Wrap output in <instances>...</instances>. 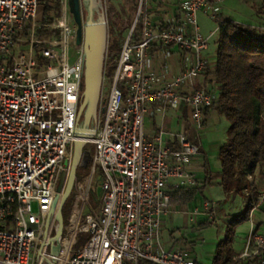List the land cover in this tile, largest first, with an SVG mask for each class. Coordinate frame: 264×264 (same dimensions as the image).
Returning <instances> with one entry per match:
<instances>
[{"label":"built area","instance_id":"built-area-1","mask_svg":"<svg viewBox=\"0 0 264 264\" xmlns=\"http://www.w3.org/2000/svg\"><path fill=\"white\" fill-rule=\"evenodd\" d=\"M137 1L114 70L104 68L96 132L87 142L90 179L76 189L60 240L61 264H196L183 243L164 238V221L170 188L194 183L188 164L201 145L185 132L165 129L163 119L169 108L184 105L194 130L204 128V112L217 92L196 86L209 65L203 54L212 37L201 34L198 13L218 21L222 0H181L182 15L172 19H151L148 0ZM39 4L0 0V264H38L39 251L57 229L52 223L44 238L58 179L69 170L77 139L84 63L69 0H59L60 12L48 23L37 20ZM41 28L51 35L40 38ZM174 50L184 66L170 75ZM154 106L162 122L149 136L145 120ZM95 175L100 200L87 212ZM262 205L264 190L253 197L250 212ZM215 210L216 203L205 200L192 213L212 217ZM83 233L86 243L75 250ZM251 255L264 264V233L254 229L242 257Z\"/></svg>","mask_w":264,"mask_h":264},{"label":"trees","instance_id":"trees-1","mask_svg":"<svg viewBox=\"0 0 264 264\" xmlns=\"http://www.w3.org/2000/svg\"><path fill=\"white\" fill-rule=\"evenodd\" d=\"M39 2L44 5L43 23L50 22L59 14V0ZM218 22L220 34L216 41V53L206 69L204 88L208 89L206 84L213 82L217 99L204 115L206 119L211 111H216L229 122L219 159L221 185L225 193H230L242 191L248 184L246 174L264 163V28L239 24L228 17H220ZM37 35L44 38L50 36L51 31L41 28ZM120 47L118 38L109 42L107 56L110 62H105V66L110 72L113 71ZM79 184L77 173L74 191ZM206 184L207 180L202 183L197 181L192 187L176 189L171 193V203L183 206L193 202L197 196H203ZM90 194L93 195V185ZM66 207L67 204L63 209L64 225L70 216ZM91 209H87V212H91ZM247 219L248 212L231 221L227 227V237L217 247L213 264H236L231 235L237 224ZM210 224L212 221L200 225L206 227ZM54 234L55 230L51 236ZM49 251L50 247L47 248L46 257Z\"/></svg>","mask_w":264,"mask_h":264},{"label":"crops","instance_id":"crops-1","mask_svg":"<svg viewBox=\"0 0 264 264\" xmlns=\"http://www.w3.org/2000/svg\"><path fill=\"white\" fill-rule=\"evenodd\" d=\"M147 11L151 19H172L174 17L180 18L182 15L181 0H148ZM214 56L215 54H213L212 50L208 48L205 57L208 59L209 63L213 61ZM162 62L165 63L163 60ZM183 66L184 63L180 59L178 52L174 50L172 57L169 59V74L173 75L181 71ZM205 76L206 72H204L197 79L196 86L198 88H205ZM206 85V87L211 85L214 87V89H216L213 82L207 83ZM152 111L153 113L147 116L145 120V129L149 136H153L157 132L158 127L162 122L161 113L156 106H154ZM215 112L216 111L210 112L209 116L205 119L204 127L207 126L210 116ZM163 124L165 129L169 131L187 133L189 137L196 140V142L201 145V152L193 157L188 164L189 171L194 175V183L184 187H192L197 181L202 183L204 180H207L206 185L209 183L212 185L217 184L222 188L220 178L221 164L219 159V150L224 141L222 143L207 141L202 144L201 140L198 139L201 130L198 133L194 130L189 109L184 105L178 110L169 108L163 119ZM210 150L213 151V153H210ZM211 158L215 161V164L212 162ZM245 179L248 184L240 192L225 193L222 188L221 200L217 202L215 214L212 217L207 215L195 216L192 213L194 207L200 206L201 203L207 199L205 197L201 196L199 201H197L196 198L194 201L197 202L194 203L193 201L183 206L173 205L171 203V211L165 217L164 231L167 227V219L174 210H177L178 208L180 209L183 207H189L188 210L191 215L192 223L191 228L193 230H197L198 232H203L204 230H213L212 237L210 240H208V246L211 248L209 259L211 264H213L217 247L219 243L227 237V227L231 221L236 216L248 212V219L237 224L233 230V234L231 235V245L234 251L233 259L236 264H261L259 258L256 255L242 257V254L247 247L248 237L253 229L259 233H264V205L258 207L253 212H250L253 197H255L258 192L264 190V163L257 165L252 173H247ZM170 189L171 193L175 191V189L172 187ZM206 221H212V224L206 227L200 225ZM192 233V236H194V232ZM166 239H172L183 243L187 255L193 258L196 261V264H202L198 261V257L195 253V247L197 245L196 240H190L186 236L176 237L174 236L173 231L169 233V237ZM254 247L255 246L253 245L252 249H254Z\"/></svg>","mask_w":264,"mask_h":264},{"label":"rangeland","instance_id":"rangeland-1","mask_svg":"<svg viewBox=\"0 0 264 264\" xmlns=\"http://www.w3.org/2000/svg\"><path fill=\"white\" fill-rule=\"evenodd\" d=\"M106 16L109 26V42L113 39L118 38L120 45H122L123 40L132 25L135 15L139 9V2L137 0H104ZM44 5L39 4L37 9V20L42 21L44 14ZM220 17H228L231 20L246 25H253L255 27L264 26V0H222L221 2V12ZM198 23L200 26V32L205 37L212 34L209 40V49L212 50L213 54L216 53V41L219 37V22L213 19L211 16L200 11L198 13ZM72 25L77 29V25L72 17ZM206 56V52L203 54ZM118 57V56H117ZM110 62V59H109ZM115 67V64H114ZM114 70V68H113ZM229 126L228 120L219 113L215 112L209 118L208 124L204 127L200 133L198 139L201 140L202 144L207 141L223 142L226 138V129ZM147 127V124H146ZM220 140V141H219ZM215 148V147H214ZM87 149L91 151L90 145ZM210 153L213 151L210 150ZM212 162L215 161L211 158ZM90 167L85 171H78L80 183L84 180L88 181L90 179ZM93 185V195H89L85 209L96 210L101 194L100 180L99 176L95 175L92 178ZM75 191H73L71 198L67 202V213L70 215L71 211L75 209ZM222 188L217 184H208L204 189L202 197L207 198L206 200H212L216 204L221 200ZM201 199V196H197V201ZM197 201H194L197 202ZM36 209V205L34 204ZM189 207L178 208L174 210L172 214L167 219V227L164 231V238L169 237L171 231L174 232V236L183 237L186 236L188 239H194L197 241L195 247V253L198 257V261L202 264H211L209 259V254L211 253V248L208 246V240L212 237L213 230L198 232L191 228V215L188 210ZM194 232V236H192ZM87 240L86 233L80 234L77 238V243L74 245V249L77 250L82 248ZM66 250V247H64ZM50 253L44 260V264H49L51 260V250ZM65 254V252H64ZM64 261L63 257H60L58 264Z\"/></svg>","mask_w":264,"mask_h":264},{"label":"water","instance_id":"water-1","mask_svg":"<svg viewBox=\"0 0 264 264\" xmlns=\"http://www.w3.org/2000/svg\"><path fill=\"white\" fill-rule=\"evenodd\" d=\"M69 7L74 22L77 25L76 43L82 47L84 63V88L82 102L78 110L76 141L69 170L64 169L57 183V193L46 218L44 238L52 223L57 224L54 236L48 238L51 250L49 264H58L60 240L64 232L63 209L71 197L80 167H90L93 157L87 149V142L95 132L100 111L104 68L109 46V26L104 0H69ZM85 157H90L88 164H83ZM68 163H65L67 168ZM57 246V251L54 247ZM47 248L38 254V264H44Z\"/></svg>","mask_w":264,"mask_h":264},{"label":"flooded vegetation","instance_id":"flooded-vegetation-1","mask_svg":"<svg viewBox=\"0 0 264 264\" xmlns=\"http://www.w3.org/2000/svg\"><path fill=\"white\" fill-rule=\"evenodd\" d=\"M91 152V158L93 157V155H92V151H90ZM89 161H90V157H85L84 158V160H83V164H88L89 163ZM87 168L88 167H80L79 169H78V171H85V170H87ZM48 248H49V246H48Z\"/></svg>","mask_w":264,"mask_h":264},{"label":"bare ground","instance_id":"bare-ground-1","mask_svg":"<svg viewBox=\"0 0 264 264\" xmlns=\"http://www.w3.org/2000/svg\"><path fill=\"white\" fill-rule=\"evenodd\" d=\"M67 248H68V247L66 246V250H67ZM64 250H65V249H64ZM66 250H65V254H66ZM54 251L56 252V251H57V248H55ZM65 254H64V255H65Z\"/></svg>","mask_w":264,"mask_h":264}]
</instances>
